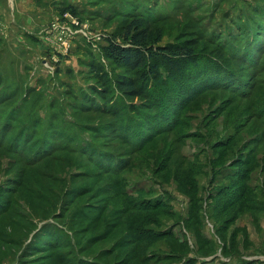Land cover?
I'll return each instance as SVG.
<instances>
[{"label": "rangeland", "instance_id": "rangeland-1", "mask_svg": "<svg viewBox=\"0 0 264 264\" xmlns=\"http://www.w3.org/2000/svg\"><path fill=\"white\" fill-rule=\"evenodd\" d=\"M75 8L64 55L0 30V264H264V0ZM135 21L197 56L143 97L94 68L138 78L105 55Z\"/></svg>", "mask_w": 264, "mask_h": 264}, {"label": "trees", "instance_id": "trees-1", "mask_svg": "<svg viewBox=\"0 0 264 264\" xmlns=\"http://www.w3.org/2000/svg\"><path fill=\"white\" fill-rule=\"evenodd\" d=\"M67 11L72 12L74 15L78 12L77 8L73 5H68L63 9V12ZM150 39L151 36L148 31L142 29L141 22L135 21L127 27L125 34V40L131 41L134 46L126 48L109 40L110 44L105 48L107 58L129 69L130 72L137 74L138 78L122 77L115 82H111L106 77V72H104L101 66L94 67L106 86L115 85L127 94H132L134 97H143L145 90L151 82L154 83L160 80V66H164L167 70L172 71L173 69H182L184 66L187 67L197 62L195 51L185 43L160 47L158 49H140ZM103 94L100 95L104 97L105 95Z\"/></svg>", "mask_w": 264, "mask_h": 264}, {"label": "crops", "instance_id": "crops-1", "mask_svg": "<svg viewBox=\"0 0 264 264\" xmlns=\"http://www.w3.org/2000/svg\"><path fill=\"white\" fill-rule=\"evenodd\" d=\"M82 4L83 0H0V30L46 32L62 15L61 8Z\"/></svg>", "mask_w": 264, "mask_h": 264}, {"label": "built area", "instance_id": "built-area-1", "mask_svg": "<svg viewBox=\"0 0 264 264\" xmlns=\"http://www.w3.org/2000/svg\"><path fill=\"white\" fill-rule=\"evenodd\" d=\"M88 27L72 12L63 13L52 28H49L51 36L54 35L55 50L61 55L68 53L72 49L75 40L84 35Z\"/></svg>", "mask_w": 264, "mask_h": 264}]
</instances>
